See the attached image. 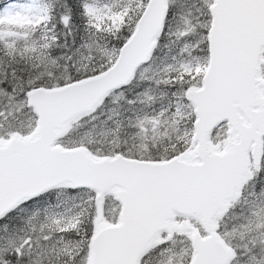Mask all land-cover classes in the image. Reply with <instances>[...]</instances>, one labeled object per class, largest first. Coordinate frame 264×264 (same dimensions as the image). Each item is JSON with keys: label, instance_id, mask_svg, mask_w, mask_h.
Instances as JSON below:
<instances>
[{"label": "snow or ice", "instance_id": "6c2138e0", "mask_svg": "<svg viewBox=\"0 0 264 264\" xmlns=\"http://www.w3.org/2000/svg\"><path fill=\"white\" fill-rule=\"evenodd\" d=\"M0 264H264V0H0Z\"/></svg>", "mask_w": 264, "mask_h": 264}]
</instances>
